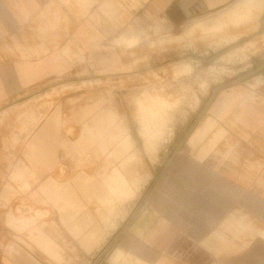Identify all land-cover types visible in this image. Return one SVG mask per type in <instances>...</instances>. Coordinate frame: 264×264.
Instances as JSON below:
<instances>
[{
	"label": "crops",
	"instance_id": "0c3cea01",
	"mask_svg": "<svg viewBox=\"0 0 264 264\" xmlns=\"http://www.w3.org/2000/svg\"><path fill=\"white\" fill-rule=\"evenodd\" d=\"M241 1L0 0V264H91L118 229L116 217L132 211L116 245L124 264H264L260 78L213 100L138 211L137 194L153 176L141 173L124 122L104 112V80L142 67L122 54L139 52L134 36L182 28ZM104 156L119 164L100 185L84 173L55 178L84 171V161H101L90 170L103 173ZM29 204L49 209L51 223L35 224ZM110 256L102 264H116Z\"/></svg>",
	"mask_w": 264,
	"mask_h": 264
},
{
	"label": "rangeland",
	"instance_id": "374dc122",
	"mask_svg": "<svg viewBox=\"0 0 264 264\" xmlns=\"http://www.w3.org/2000/svg\"><path fill=\"white\" fill-rule=\"evenodd\" d=\"M156 29L142 33L141 37L134 36L133 45L139 52H122L124 57L142 62L136 73L104 80V112L112 111L124 122L132 141L130 151L137 153L143 164L141 173L153 176L137 194L141 205L137 202L136 211L143 208L151 185L172 163L173 155L186 146L201 126L213 100L234 85L255 82L264 71V0H242L182 28ZM225 96L222 93L219 99ZM145 143L155 147L156 152L149 154ZM107 158H103V173L90 170L99 168L101 161H84V171H60L55 178L64 181L84 173L100 185L104 175L119 164V160ZM99 206L89 205L93 226L97 228L101 225ZM24 207L35 224L46 227L51 223L53 215L49 209L31 204ZM132 207L133 202L125 205L126 216ZM132 213L126 219L116 217L118 229L106 235L102 245L90 254L91 264H102L112 252L109 262L124 264L127 255L116 245L131 222ZM68 259L66 264H71Z\"/></svg>",
	"mask_w": 264,
	"mask_h": 264
},
{
	"label": "built area",
	"instance_id": "2783aa9c",
	"mask_svg": "<svg viewBox=\"0 0 264 264\" xmlns=\"http://www.w3.org/2000/svg\"><path fill=\"white\" fill-rule=\"evenodd\" d=\"M259 78L264 82V71L259 75Z\"/></svg>",
	"mask_w": 264,
	"mask_h": 264
}]
</instances>
